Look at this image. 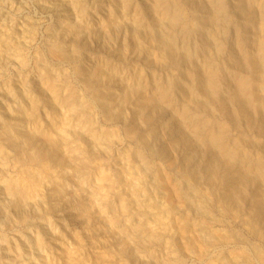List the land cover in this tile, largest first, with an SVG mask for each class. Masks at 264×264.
Masks as SVG:
<instances>
[{
	"label": "rangeland",
	"instance_id": "1",
	"mask_svg": "<svg viewBox=\"0 0 264 264\" xmlns=\"http://www.w3.org/2000/svg\"><path fill=\"white\" fill-rule=\"evenodd\" d=\"M220 2L0 0V264H264V0Z\"/></svg>",
	"mask_w": 264,
	"mask_h": 264
},
{
	"label": "bare ground",
	"instance_id": "2",
	"mask_svg": "<svg viewBox=\"0 0 264 264\" xmlns=\"http://www.w3.org/2000/svg\"><path fill=\"white\" fill-rule=\"evenodd\" d=\"M218 1V3H217V5L218 6H220L221 7V0L219 1V0H217ZM241 2V1H240ZM240 6V5H239ZM220 8L219 7H217V10H219ZM181 10V9H180ZM166 12V11H165ZM217 13V12H216ZM263 13V12H262ZM167 14V13H166ZM221 13H219V15H220ZM250 14V13H249ZM180 18V17H179ZM202 18V17H201ZM216 18V17H215ZM176 19V18H175ZM169 20V19H168ZM225 20V19H224ZM250 20V19H249ZM167 21V20H166ZM221 21H223V20H221ZM224 22V21H223ZM226 22V21H225ZM224 22V23H225ZM176 23V22H175ZM178 23V22H177ZM190 24V23H189ZM223 24V23H222ZM171 25V24H170ZM174 25V24H173ZM166 26H167V24H166ZM176 26V25H175ZM190 26V25H189ZM172 27V26H171ZM174 28V27H173ZM164 29V28H163ZM191 29V28H190ZM263 30V29H262ZM158 31V30H157ZM157 33V32H156ZM158 34H159V32H158ZM161 35L163 34V33H160ZM264 35V34H263ZM159 36V35H158ZM151 37V36H150ZM141 38V37H140ZM263 38H264V36H263ZM172 39V38H171ZM224 41V40H223ZM200 43V42H199ZM218 48H220V47H218ZM186 53V52H185ZM182 54V53H181ZM184 54V53H183ZM255 57V56H254ZM259 58V57H258ZM258 58H256V59H258ZM262 58H264V57H262ZM255 58L253 59H250V57H249V60H247V61H245L244 62V65L248 68V69H250V71H256V70H258L259 69V65L257 64V60H256ZM182 60H183V57H182ZM245 60V59H244ZM181 61V60H180ZM185 61V60H184ZM260 62V61H259ZM183 64H184V62H183ZM261 64V63H260ZM239 65H241L240 64V62L238 63V65H237V67L239 66ZM263 65V64H262ZM243 67V66H242ZM202 69V68H201ZM205 70V69H204ZM197 72V71H196ZM217 72V71H216ZM258 72V71H257ZM206 73V72H205ZM260 73H261V71H260ZM200 74V73H199ZM208 74H209V72H208ZM252 74V73H251ZM263 74V73H262ZM196 75V74H195ZM211 75V74H210ZM209 75V77H208V85H209V87H210V91H209V95H210V97L211 98H213V101H214V99L216 100V101H222V100H220V96H219V91H218V89H217V87H216V83H217V79H218V75H216V74H213V75H211L210 76ZM202 76V75H201ZM251 76V75H250ZM253 77V76H252ZM206 78V77H205ZM241 78V77H240ZM250 78V77H249ZM261 78V77H260ZM197 79V78H196ZM258 79V78H257ZM262 79V78H261ZM198 81V80H197ZM201 81V80H200ZM261 81V80H260ZM204 82L205 81H203V85H204ZM254 79H245V80H239V82L237 83V88H235L236 90L231 94V95H229L230 96V98L237 104V106L239 107V109H240V111L242 112V115L243 114H247V115H250V114H252L253 113V110L255 111V113H257V110L255 109L259 104V102H260V98H259V96L256 94V91H255V88H254ZM201 84V83H200ZM206 85V84H205ZM203 87V86H202ZM205 87V86H204ZM201 89V88H200ZM203 90H205L204 88H202ZM260 90V89H259ZM260 91H262V90H260ZM195 92V91H194ZM205 92V91H204ZM208 93V92H207ZM188 94V93H187ZM192 94V93H191ZM206 96V95H205ZM204 96V97H205ZM208 96V95H207ZM209 96H208V98H210ZM222 98V97H221ZM228 98V97H227ZM205 99V98H204ZM207 99V98H206ZM203 100V99H202ZM211 101V100H210ZM233 102V103H234ZM214 103H215V101H214ZM236 104H234V105H236ZM211 105H213V104H211ZM220 106H219V109L220 110H222V109H225L224 108V103H221V104H219ZM228 105V104H227ZM263 105V104H262ZM204 106V105H203ZM186 110V109H185ZM237 110H238V108H237ZM187 111V110H186ZM198 111V110H197ZM234 112V111H233ZM238 112V111H237ZM221 113V112H220ZM263 113V112H262ZM241 114V113H240ZM238 116V115H237ZM231 117V116H230ZM233 117V116H232ZM238 118V117H237ZM201 119V118H200ZM199 119V120H200ZM260 120V118L258 117L257 118V120ZM239 120V119H238ZM211 121V120H210ZM234 121H236V120H234ZM233 121V122H234ZM248 121H250V120H248ZM257 122H259V121H257ZM255 120H254V118L251 120V122L249 123V124H251V125H253L254 123L255 124H257L258 125V123H257ZM211 123V122H210ZM209 122L207 123V122H195L194 124H196V125H201V126H203V128H204V132L203 131H198L197 130V133H196V135H195V138H196V140L198 141V142H200V144L201 143H203L204 142V138H212V140L214 139V145H216V146H218V147H220V146H223L224 145V143H225V140H226V137H225V133H224V131L223 130H225V129H223V128H215V130H213V126H212V124H210ZM238 123V122H237ZM237 123H235V124H237ZM232 124V123H231ZM261 125H264V123H260ZM235 127V126H234ZM260 128V127H259ZM261 130V129H260ZM226 132V131H225ZM262 132V131H261ZM263 134V133H262ZM187 139V138H186ZM194 139V138H193ZM192 142V141H191ZM246 143V142H245ZM252 143V142H251ZM208 145V144H207ZM204 146V145H203ZM226 146V145H225ZM224 147V146H223ZM222 147V148H223ZM221 148V149H222ZM217 149V148H216ZM215 149V150H216ZM220 149V150H221ZM235 149V148H234ZM234 149L232 150V148H231V150H232V152L231 151H229V150H227L225 153H226V162H225V164L227 165V166H229V169H230V167H232V165H235V163H234V156H236L235 154V152H233L234 151ZM214 150V151H215ZM220 150H219V152H220ZM224 150V149H223ZM235 150H237V149H235ZM197 153V152H196ZM219 154V153H218ZM223 154V153H222ZM217 158V157H216ZM222 158V157H221ZM240 159V158H239ZM217 161V160H216ZM237 161H238V159H237ZM221 162V161H220ZM224 162V161H223ZM222 162V163H223ZM212 163V162H211ZM210 165H212V164H210ZM215 165V164H214ZM218 165V164H217ZM217 165H216V167H217ZM258 165V164H257ZM213 166V165H212ZM211 167V166H210ZM219 167V166H218ZM223 167V166H222ZM234 167V166H233ZM239 167V166H238ZM214 168V167H213ZM237 168V167H236ZM241 168V167H240ZM219 169V168H218ZM225 169V168H224ZM259 169H261V168H259ZM213 170H215V169H213ZM226 170V169H225ZM223 171V170H222ZM229 171V170H228ZM263 170H261L260 172H262ZM250 172V171H249ZM259 172V171H258ZM259 172V173H260ZM215 173V172H214ZM264 173V172H263ZM242 174V173H241ZM249 174V173H248ZM253 175H256V174H253ZM217 177V176H216ZM241 177V176H240ZM221 178V177H220ZM253 178V177H252ZM159 179H161V177L159 178ZM254 179V178H253ZM263 179V178H262ZM162 180V179H161ZM217 180V179H216ZM223 180V179H222ZM250 178L249 177H246V176H244V178L242 179V181H241V184H243L244 182H246V183H249L250 182ZM208 181V180H207ZM212 181H213V179H212ZM253 181V180H252ZM255 181H256V179H255ZM214 182V181H213ZM218 182V181H217ZM239 185V184H238ZM213 186V185H212ZM236 186V185H235ZM239 187H240V185H239ZM228 188V187H227ZM235 188H237V187H235ZM253 188V187H252ZM233 190V189H232ZM237 190V189H236ZM240 190V189H239ZM227 191V190H226ZM234 191V190H233ZM178 192V191H177ZM228 192V191H227ZM232 192V191H231ZM261 193V192H260ZM178 194V193H177ZM176 194V195H177ZM264 194V193H263ZM184 195V194H183ZM223 195V194H222ZM230 195H232V194H230ZM229 195V196H230ZM181 196V195H180ZM264 196V195H263ZM227 197V196H226ZM231 197V196H230ZM227 198H229V197H227ZM234 198V197H233ZM246 198V197H245ZM230 199H232V198H230ZM237 199V198H236ZM262 199V198H261ZM226 200V199H225ZM228 200V199H227ZM241 200V199H240ZM230 201V203L232 202L231 200H229ZM236 201V200H235ZM242 201V200H241ZM257 202V201H256ZM232 203H234V202H232ZM236 203H237V201H236ZM255 203V202H254ZM258 205H260L258 208H257V210H255V216H256V219L258 220V219H260V218H262V216H263V214H264V204H262V202L261 203H258ZM249 209V208H248ZM251 216V215H250ZM252 217H253V215H252ZM255 218V217H254ZM264 218V217H263ZM251 220V219H250ZM256 220V221H257ZM263 220V219H262ZM251 222H254V221H252L251 220ZM258 222V221H257ZM254 223H256V222H254ZM252 224V223H251ZM264 226V225H263ZM264 228V227H263ZM193 249H194V247H193ZM257 252V251H256ZM258 252H259V250H258ZM257 254H259V253H257Z\"/></svg>",
	"mask_w": 264,
	"mask_h": 264
}]
</instances>
